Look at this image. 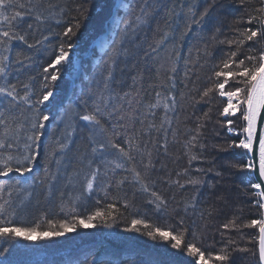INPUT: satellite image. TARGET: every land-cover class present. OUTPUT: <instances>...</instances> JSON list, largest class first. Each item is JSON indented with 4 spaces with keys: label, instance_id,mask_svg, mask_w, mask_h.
<instances>
[{
    "label": "trees",
    "instance_id": "trees-1",
    "mask_svg": "<svg viewBox=\"0 0 264 264\" xmlns=\"http://www.w3.org/2000/svg\"><path fill=\"white\" fill-rule=\"evenodd\" d=\"M116 1L51 0L59 5L56 9L58 13L59 9L64 11L48 20L38 31L31 30L28 39L36 44V47L29 49L26 45L14 43L8 81L17 84L21 96L26 92L31 93L29 103L33 107L29 108L21 101L18 107L10 112L13 116H20L22 112L23 117L28 119L17 120L16 123L23 122L27 129L35 108H39L50 116L49 121L45 122V132L46 135L49 133V136L47 140L42 138V144L46 140L41 159L42 169L34 175L25 173L21 176L14 175L16 172H13L9 180L0 181V185L4 186L3 192L0 193L3 198L0 203L10 201L11 207L16 209L12 218L16 226H34L39 223L41 230H47L50 224L72 222L75 218H84L96 210L108 215L104 219L95 220V227H79L62 239L57 237L60 241L56 244L44 243L45 240L39 239L36 242L39 248H36L34 241L0 238V248L6 249L0 254V264H190L192 258L186 256L183 247L189 243H196L206 255L219 254L221 249L227 248L230 259L226 264H259L258 229L242 227V224L260 218L262 209L256 203L260 198L255 194L256 189L251 187L254 183L251 172L231 167L233 164H246V150L230 146L238 143L243 136L232 137L228 134L224 117L220 114L225 101L218 93H212L210 98L203 101L200 97L204 90L213 85L214 71L218 70L217 66L222 65L231 51H239V60L245 55L257 56L260 50L264 49V41L259 37L253 41H245L243 47L228 43L244 40L245 29L256 30L260 27L257 21L250 25L247 20L251 16L263 17L264 14L257 11L264 7L263 0H175V3L183 5V8H177L180 14L172 20L173 35L160 52L149 56L147 61L138 55L134 61L121 62L120 68L123 71H117L115 78L123 83H114L113 87L121 94L123 91L132 90V77L138 73L142 74V80L137 83L144 100L140 105L142 112L144 104L153 101L157 90L177 97L174 111L168 113L171 124L166 125L167 151L159 147L163 142V133L154 132L151 137L142 138L140 152L133 149V161H124L126 168L135 167L141 173L149 187L148 192L141 190L131 171H110L113 166L107 162L116 158L115 150L109 149L96 155L91 153V148L95 145L88 141L87 131L82 130L85 122L79 120L75 114L85 110V100L88 101L87 110L91 111L97 94L103 91L106 68L104 61L111 54L113 44L105 51V55L96 53L97 56L101 55L102 59L98 66L90 65L88 73L81 77L82 91L79 97L75 96L76 99L71 100L72 105L58 112L57 105L36 103L51 89L50 85H53L50 78L53 70L49 65L54 63L61 46L68 50V44L76 45L79 42L80 50L89 52L95 41L106 32L108 25L104 23L106 19L110 21ZM127 1L131 7L126 11L121 8L118 13H124V19L134 17L140 2ZM206 9L208 15L201 20V15ZM57 20L60 23H57ZM76 23L80 24V28H73L75 35L64 37L63 31ZM154 29L155 24L147 29L146 37L143 32L138 33L137 42L142 45L139 50L141 54L149 43L159 39L160 33H156ZM117 30L119 33V29ZM45 36L48 37L47 40L44 39ZM119 39L117 34L115 41ZM17 51H22L25 56L31 58L26 60L23 66L15 63ZM133 63L135 67H132ZM173 65L174 73L170 72ZM63 67L66 71L75 69L72 60L67 65L63 64ZM45 68H49V71L45 72ZM170 75L173 81L168 80ZM171 82L176 84L175 88L155 87ZM24 84L30 87L25 89ZM58 85L59 91H63L61 84ZM78 92L76 90V95ZM62 97L63 94H60L58 101L62 100ZM3 101L4 98L0 97V111H4L6 107V102ZM8 115L9 112L6 111L5 116ZM162 116L163 111L159 110L155 117L157 124L161 122ZM69 124H74L77 131L71 137L72 143L67 152L57 154L63 155L62 163L58 166L52 161L47 165L49 171L56 175V180L51 182L53 195L49 197L45 186L49 181L40 183L45 177V156L51 141L64 138V129ZM243 125L242 122L238 126L242 129ZM139 127L137 124V135ZM116 130L127 131L132 135L131 128ZM2 131L3 126L0 125V132ZM193 135H197V146L189 152L186 144ZM119 139L123 140L124 137ZM147 151L152 152L151 168L145 167L149 159H144L147 156L144 153ZM190 155H195L197 159L190 162ZM89 160L92 161L91 169L88 167ZM36 167H39L38 161ZM57 167L64 175L57 173ZM96 167H99L101 172L93 193H84L81 196L85 175ZM105 171H108L107 176L104 175ZM217 172L221 175L217 176ZM69 178L72 183H68ZM121 179L125 182L118 186ZM189 179H198L202 183L192 185L187 183ZM176 181L180 183L177 184ZM108 183L112 186L107 187ZM102 187L107 195L101 190ZM152 191L166 202L159 209L155 203H149V200H154ZM78 196L81 197L79 200L76 199ZM108 205L112 207L109 208ZM133 219L143 220L150 227L146 229L144 225H137L140 231H125L131 227ZM232 220L236 221V227L230 225ZM225 224L230 227L225 229ZM157 227L171 230L173 234L183 232L181 249L171 248L170 240L164 242L159 237L154 240L145 234ZM243 248L249 251L239 250ZM213 264L219 262L213 261Z\"/></svg>",
    "mask_w": 264,
    "mask_h": 264
},
{
    "label": "snow or ice",
    "instance_id": "snow-or-ice-1",
    "mask_svg": "<svg viewBox=\"0 0 264 264\" xmlns=\"http://www.w3.org/2000/svg\"><path fill=\"white\" fill-rule=\"evenodd\" d=\"M129 9L131 6L127 3L118 6ZM59 5L51 2V0H0V97L4 98L6 102L4 111H0V125L3 126V131L0 132V177L10 176L13 172L19 173L21 176L25 173L33 172L38 158L41 156L42 138L46 136L45 128L46 123L49 121L50 116L41 112L39 108H35L33 115L30 119V125L26 129L23 122L16 123L17 120L28 119L23 117L21 112L20 116H13L10 112L11 109H16L22 101L29 108L33 105L29 103L30 92L20 95L17 90V84L8 81L10 75V56L13 54L14 43L26 45L27 48H35L36 44L29 42L28 36L31 30H39L44 26L48 20L55 18L58 14H62L64 9H56ZM177 8H183V5H178L175 0H140L139 7L134 14V17L124 19L117 14L115 20L116 27L119 29V41H113L114 46L111 47V54L108 59L104 61L106 68L104 72L103 91L97 94V99L93 102L92 110H87L88 101H84L85 110L83 112H76L79 120L85 122L83 129L87 131V139L95 145L91 148V153H104L106 150H115L116 158L108 161L113 167L110 171L115 172L116 169H124L133 173L134 180L139 183L141 190L148 192L149 187L144 182V178L135 167L126 168L124 161L131 162L134 160L132 155L133 149L141 151V140L144 136L151 137L155 133H163V142L159 144L165 152L168 147L166 125L170 126L171 121L168 113L174 111L177 104V97L175 95H168L160 90L155 91L154 99L152 102L144 104V111L140 110V105L144 103L141 88L137 87V83L142 80V74L138 73L132 77L133 85L132 90L121 92L116 91L113 87L114 83H123L122 80L116 81L115 73L123 71L120 68L121 62L135 60L140 55L142 59L147 61L149 56L154 53H159L161 48L165 46L169 37L173 35L172 20L179 16ZM191 11V9H189ZM258 12L264 14V7L257 9ZM208 15L207 9L201 15V20L204 16ZM30 21V22H29ZM257 21L260 27L256 30L247 28L244 30V40L228 41L229 44L236 43L243 47L245 41H253L260 38L264 41V17L251 16L248 18L247 23L252 24ZM60 23L59 20L56 21ZM199 23V21H197ZM155 24L154 31L160 33L159 39L153 40L152 43L147 45L146 50L141 54L140 49L142 45L137 42L138 33L143 32L147 36V29ZM79 30L80 24L76 23L74 26L67 27L62 35L70 37L75 35L73 30ZM190 30V29H189ZM48 39L47 36L44 37ZM74 44H68V50L62 45L59 55L55 58L53 64L49 68H55L60 65L62 61L68 60V52L74 47ZM240 55L239 51H231L227 58L223 60L222 65H218V70L214 71L215 82L211 87H208L202 92L200 97L201 101L205 98H210L212 93H218L220 97L225 98L226 106L220 112L221 116L231 117L239 113L240 118L245 122L242 126L244 133L243 139L238 143L230 145L234 148L246 150L247 156L246 164L243 166L233 164L231 167L238 168L241 171H248L255 173L257 182L252 183L251 187L260 190L261 185L264 184V49H261L259 55H245L243 58L237 60ZM30 57L24 55L22 51L15 52V63L23 66L26 60ZM153 59L155 57L153 56ZM246 61L251 63H246ZM132 67H135L133 63ZM49 68L44 71L48 72ZM170 72H175V66L170 69ZM187 76V73L185 74ZM51 80L55 82L59 78V70L56 74L51 75ZM48 77H45L47 80ZM169 81H173V77H168ZM30 86L24 84V88L28 89ZM156 88L162 89L164 87L175 88L176 84L161 83L155 85ZM54 96L52 90L46 91L42 98L36 101L37 104L48 102ZM159 110L163 111V116L159 124L156 123L155 117ZM8 111L9 115L5 116ZM207 115V113H205ZM116 123H110L111 121ZM10 121H12L10 123ZM123 122V123H121ZM229 132H233V121H225ZM137 124H139V135H137ZM132 129L130 136L127 131L118 132L116 129ZM77 131L74 124H69L65 127L63 139H55L51 141L48 151L45 156V177L40 180L41 184L49 181L45 186L47 188L48 196L53 195V185L51 182L56 180V175L49 171L48 164L54 161L58 166L62 163L63 154L67 152L72 143L71 137ZM237 135L240 133L237 132ZM199 135V133H197ZM197 135H193L187 142L186 147L189 152L192 148L196 147ZM119 137H124L120 140ZM135 141V143H134ZM155 147V145H154ZM22 148V151H21ZM148 156V163L146 168L153 167L152 152L146 153ZM195 155H190L191 160H195ZM88 167L92 168V161H88ZM200 171V169H197ZM59 167H57V173ZM101 172L99 167L89 171L84 177V186L81 196L84 193L91 195L94 191V185L97 184L98 176ZM79 173H74L78 175ZM105 176L108 171H105ZM217 176L221 173L217 172ZM124 179L118 182V186L124 184ZM17 184L19 181L16 182ZM68 183H72L69 178ZM175 183L179 184V181ZM187 183L192 185L201 184L202 181L198 179H189ZM110 183L107 187H111ZM183 187V185H180ZM4 190V186L0 185V193ZM102 191L106 190L102 187ZM262 199L258 200L260 209H264V190L255 193ZM31 195V193H29ZM154 200H149V203H155L159 209L161 205L166 202L155 191L151 192ZM81 197H76L79 200ZM0 196V200H2ZM158 202V203H157ZM127 207V205H125ZM63 207V205H62ZM109 208L112 205H108ZM16 214V209L11 207L10 201H3L0 203V238L5 240L22 238L24 240L33 241L37 239H50L52 237H61L70 232H74L77 228H92L96 225L93 223L97 219H104L108 213L96 210L91 215L84 218H75L72 222H64L58 225L50 224L47 230H41V225L35 224L34 226L13 224V217ZM8 218L5 219L4 217ZM137 225H144L147 229L150 226L145 224L143 220L133 219L131 227L126 228L125 231H140ZM232 227H236V221L230 222ZM225 224V229L230 227ZM111 226V225H107ZM242 227L258 229V260L259 264H264V213L260 218L252 219L247 223L242 224ZM152 239L159 237L162 241H171V248L180 250L183 245L184 233L173 234L171 230H163L159 227L154 230H149L145 233ZM230 243H233L230 241ZM187 257L192 258L190 264H213V261L219 264H226L230 259V253L227 248L221 249L219 254H207L196 243H189L183 245ZM6 249L0 248V254ZM240 251L247 252L249 249L243 248ZM255 254V253H254Z\"/></svg>",
    "mask_w": 264,
    "mask_h": 264
},
{
    "label": "rangeland",
    "instance_id": "rangeland-1",
    "mask_svg": "<svg viewBox=\"0 0 264 264\" xmlns=\"http://www.w3.org/2000/svg\"><path fill=\"white\" fill-rule=\"evenodd\" d=\"M130 1L132 2L133 0H129V3H130ZM127 2H128L127 0H117L116 1V4L114 5V8H113L114 13L111 14V16L109 18L110 21H108L106 19V21L104 23L105 25L107 24L109 27L107 26V29L105 30L106 32L104 34H102L99 37V39H97L95 41V43L92 45V47L90 49L91 51L89 50V52L85 53V49H84V52H83L82 49L80 50L81 44L79 42H77V44L72 48L71 52H69L70 55L68 54V60L62 61L60 65H56L55 68H52L53 71H51L50 77H51V75L56 74L57 70H59V78L55 82H53L51 80L53 85H50V87H51L50 90L53 91L54 96L52 98H50L48 102L45 103L46 105H48V106L57 105V107L59 109L58 112H61L67 106L72 105L73 102H71V100L73 98L75 100L76 97L80 96V93L82 91L81 90L82 89V86H81L82 83L80 82V79L83 76V74L88 73L87 71L89 70L90 65L95 66V67L99 65L100 60L102 59V56L101 55L97 56L96 53L101 52V54L105 55L106 54L105 51L111 46L112 42L115 41L116 36L118 34V32H117L118 28L116 27V23H115V20L117 18V14L119 13L118 12V6L123 5L124 3H127ZM263 2H264V0H263ZM121 8L123 11L127 10L123 7H119V9H121ZM119 16L123 17V18L125 17L124 13H123V15L120 14ZM263 17H264V15H263ZM70 60L73 61L74 65H75V69H72L71 71H66L65 70L66 68L63 67V64L67 65V63H69ZM68 70H70V69L68 68ZM58 84H61V88H63V91H61V90L59 91L60 86ZM71 88H73V92H72L71 96H69V98H67L69 95V92H71ZM76 90L79 91L77 93V95L75 93ZM60 94H63V97H62V100L58 101V96ZM66 99H68V100L65 103L64 101H66ZM222 99L225 101V98L222 97ZM225 106H226V103H225ZM229 119L233 121L232 128L234 129V131L229 132L228 128H227L228 134H230L232 137L239 136V135L244 136V133L242 132V130L239 128L238 125H239V123H242V122L245 123V122L240 118L239 113H237L236 116L224 117L225 121H227ZM237 132H239L240 134L237 135L236 134ZM48 136H49V133H48V135L45 136L46 140L48 139ZM46 140L43 141L44 143L42 144L41 157L38 160L39 167L34 168L33 172L29 173L30 175H34L35 172L42 169L43 164L41 163V159L44 155L43 152H44V147L46 145ZM147 152H145L144 154H146ZM146 158H148V156H145L144 159H146ZM18 174L19 173H15V175H18ZM59 174L64 175L61 173V170H59ZM11 177L12 176L0 177V181H7ZM251 177L253 178V181L255 183V178L253 177L252 172H251ZM256 191L258 192V189H256ZM64 236H61L60 239H62V237H64ZM38 240L39 239L33 240L35 242L34 245H36V248H39V244L36 243ZM43 240H45V241H43L44 243H50V244H52V243L56 244L58 241H60L57 237H52L50 239H43ZM29 242H31V241H29ZM257 242H258V238H257ZM257 251H258V249H257Z\"/></svg>",
    "mask_w": 264,
    "mask_h": 264
},
{
    "label": "water",
    "instance_id": "water-1",
    "mask_svg": "<svg viewBox=\"0 0 264 264\" xmlns=\"http://www.w3.org/2000/svg\"><path fill=\"white\" fill-rule=\"evenodd\" d=\"M72 92H73V88H71V92H69V95H68L67 98H69V96H71ZM67 100H68V99H66V101H64V102L66 103ZM248 155H249V154H248ZM253 177L255 178V182H257V176H256L255 173H253ZM260 190H264V184L261 185V189H260ZM260 190H259V191H260ZM260 198H261V197H260ZM261 199H262V198H261ZM262 213H264V209H262Z\"/></svg>",
    "mask_w": 264,
    "mask_h": 264
},
{
    "label": "bare ground",
    "instance_id": "bare-ground-1",
    "mask_svg": "<svg viewBox=\"0 0 264 264\" xmlns=\"http://www.w3.org/2000/svg\"><path fill=\"white\" fill-rule=\"evenodd\" d=\"M15 175V174H14ZM259 191V190H258ZM260 198V197H259ZM261 199V198H260Z\"/></svg>",
    "mask_w": 264,
    "mask_h": 264
}]
</instances>
